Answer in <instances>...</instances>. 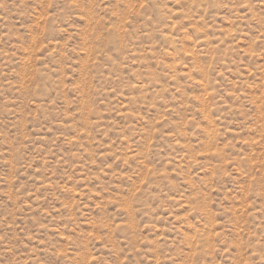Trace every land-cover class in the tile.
Returning <instances> with one entry per match:
<instances>
[{
  "label": "rangeland",
  "instance_id": "rangeland-1",
  "mask_svg": "<svg viewBox=\"0 0 264 264\" xmlns=\"http://www.w3.org/2000/svg\"><path fill=\"white\" fill-rule=\"evenodd\" d=\"M0 264H264V0H0Z\"/></svg>",
  "mask_w": 264,
  "mask_h": 264
}]
</instances>
